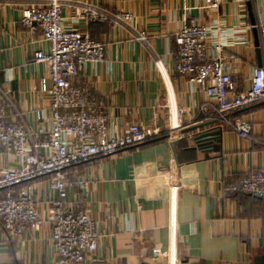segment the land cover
Segmentation results:
<instances>
[{
    "label": "crops",
    "instance_id": "crops-1",
    "mask_svg": "<svg viewBox=\"0 0 264 264\" xmlns=\"http://www.w3.org/2000/svg\"><path fill=\"white\" fill-rule=\"evenodd\" d=\"M74 1L131 13L133 28L148 43L108 24L77 25L106 46L104 63L84 66L73 81L85 90V101L96 103L117 134L131 124L167 132L178 124L179 111L183 126L181 134H165L66 171L69 203L86 211L101 234L95 255L84 264H264V200L228 191L264 171V103L235 116L252 125L255 142L241 140L218 121H202V90L175 71L177 30L184 24H221L235 94L248 90L258 68L254 42L264 22V0H247L244 7L224 0L217 13L207 0ZM70 14L65 9V16ZM20 16V7L0 6V100L7 103V124L18 121V113L40 138L38 132L50 127L49 97L40 88L48 69L33 56L48 47L40 31L22 27ZM261 60L264 66V53ZM215 131L220 136L211 150L196 148L194 135ZM13 165L0 148V171ZM32 187L47 219L54 196L50 185L42 179ZM51 228L46 220L38 231L11 240L0 223V264H58Z\"/></svg>",
    "mask_w": 264,
    "mask_h": 264
},
{
    "label": "built area",
    "instance_id": "built-area-1",
    "mask_svg": "<svg viewBox=\"0 0 264 264\" xmlns=\"http://www.w3.org/2000/svg\"><path fill=\"white\" fill-rule=\"evenodd\" d=\"M207 1L209 10L217 13L224 0ZM233 1L242 7L247 2ZM3 5L20 7L22 27L31 34L40 31L47 44V50L35 51L33 59L36 65L48 69L40 88L49 97L51 118L49 130L39 131L37 138L18 113L19 120L7 124V103L0 100V148L14 163L0 171V223L7 237L16 240L28 231H38L48 220L58 264H84L95 255L101 234L86 211L69 203L72 185L66 181V171L93 159L113 157L165 134H181L182 112L177 114L178 124L167 132L156 126L131 124L117 134L110 129L108 117L96 110V103L85 101V90L73 85L84 66L104 63L106 50L77 25L108 24L125 29L147 45L145 36L133 28L131 13L74 0H0ZM67 8L69 17L65 16ZM258 30L259 47L264 53V22ZM176 34L180 48L175 71L188 76L189 83L202 90L206 99L200 107L202 121H218L221 128H228L241 140L255 142L251 123L235 116L264 103V66L254 70L248 90L235 94L236 85L224 55L226 29L221 24L192 23L182 25ZM42 179L48 181L54 195L47 219L32 196V184ZM228 191L264 200V171L249 175Z\"/></svg>",
    "mask_w": 264,
    "mask_h": 264
},
{
    "label": "water",
    "instance_id": "water-1",
    "mask_svg": "<svg viewBox=\"0 0 264 264\" xmlns=\"http://www.w3.org/2000/svg\"><path fill=\"white\" fill-rule=\"evenodd\" d=\"M256 35H255V42H254V46L256 48V54H257V59H258V68L262 67V60H261V54L262 51L259 47V37L257 35V31H255ZM195 137V144H196V148L198 149H208L211 150L213 142L214 141H218V137L220 136V132L219 131H215V132H202V133H198L197 135H194Z\"/></svg>",
    "mask_w": 264,
    "mask_h": 264
}]
</instances>
